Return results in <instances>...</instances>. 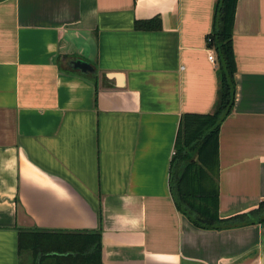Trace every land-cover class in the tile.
<instances>
[{"label":"crops","instance_id":"crops-1","mask_svg":"<svg viewBox=\"0 0 264 264\" xmlns=\"http://www.w3.org/2000/svg\"><path fill=\"white\" fill-rule=\"evenodd\" d=\"M215 2H0V264H88L95 234L101 264H264V222L199 229L169 191L181 116L215 102ZM232 46L222 219L264 201V0L237 1ZM21 232L51 254L32 236L20 252Z\"/></svg>","mask_w":264,"mask_h":264},{"label":"trees","instance_id":"trees-1","mask_svg":"<svg viewBox=\"0 0 264 264\" xmlns=\"http://www.w3.org/2000/svg\"><path fill=\"white\" fill-rule=\"evenodd\" d=\"M4 0H0L2 2ZM238 0H216L211 30L205 38L215 54L217 92L213 109L208 114L181 116L169 165V191L176 209L195 227L203 230H226L264 222V201L246 213L220 218L218 213V134L221 124L232 113L235 102V59L233 25ZM157 18L137 22V29L158 28ZM32 236V246L42 256L39 243L46 240L43 233H20V252ZM85 245L88 264H101L98 235H89ZM97 237V239H95ZM25 244V245H24ZM80 253H75V256Z\"/></svg>","mask_w":264,"mask_h":264},{"label":"built area","instance_id":"built-area-1","mask_svg":"<svg viewBox=\"0 0 264 264\" xmlns=\"http://www.w3.org/2000/svg\"><path fill=\"white\" fill-rule=\"evenodd\" d=\"M208 59L210 62H215V56L213 54H209Z\"/></svg>","mask_w":264,"mask_h":264}]
</instances>
